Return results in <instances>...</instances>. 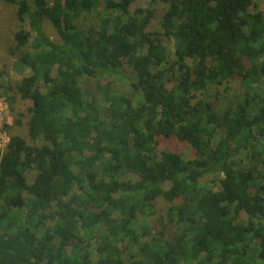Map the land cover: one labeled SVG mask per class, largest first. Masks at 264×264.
Here are the masks:
<instances>
[{
  "label": "trees",
  "instance_id": "trees-1",
  "mask_svg": "<svg viewBox=\"0 0 264 264\" xmlns=\"http://www.w3.org/2000/svg\"><path fill=\"white\" fill-rule=\"evenodd\" d=\"M136 1L103 0L86 28L101 0H1L17 8L10 53L31 75L4 89L29 103L30 117L28 139L11 135L0 152V264H264L255 0H149L131 13ZM155 4L165 7L159 33L149 30ZM122 74L130 95L111 81ZM85 78L95 93L82 90ZM235 81L241 96L217 107ZM4 99L12 110L14 98ZM161 138L187 144L193 158L158 151ZM244 155L248 167L236 162ZM158 201L167 206L158 229L139 232Z\"/></svg>",
  "mask_w": 264,
  "mask_h": 264
},
{
  "label": "rangeland",
  "instance_id": "rangeland-1",
  "mask_svg": "<svg viewBox=\"0 0 264 264\" xmlns=\"http://www.w3.org/2000/svg\"><path fill=\"white\" fill-rule=\"evenodd\" d=\"M256 9L251 8L249 12L251 14H255L260 12L262 18L264 19V0H255ZM150 5L149 0H137L130 6V12H134L137 9H146ZM154 8L156 9V17L152 21L149 30L153 32H160V20L161 14L164 11L165 7L162 4H155ZM16 6L2 3L0 0V128H2V132H0V152L5 148V145L8 142L9 136L16 135L21 136L23 138L28 139L27 137V123L29 120L28 107L30 106L28 102H24L20 100L16 93L8 91L5 92L4 89L8 87V85L14 86L18 82L21 81L22 78L28 77L31 75V72L27 69H23L17 60V53L11 54L10 50H13L14 47V33L19 30L20 23L16 17ZM103 11V0H101L99 7L94 11V13L88 15L86 20L84 21L85 27H90L91 25L95 26L98 23V18L102 14ZM28 31V26L26 25L24 28ZM45 32L47 35L53 39L54 41H58L57 35L55 31L49 24H45ZM157 40H159L160 44L164 46L169 53H173L174 47L173 42L166 40L163 36H156ZM55 74V73H54ZM113 82V86L116 90L121 93H125L130 95V77L129 75L122 74L120 77H116L111 79ZM80 87L84 91H89L90 93H95V84L91 79H82L80 82ZM42 91L44 88L40 85ZM4 91V93H2ZM10 96L14 98V104L12 106V110H9L8 103L5 101V96ZM235 96H241V91L238 83L235 81L232 83L227 91L220 90V96H218L219 100L215 101L214 104L217 107L223 105V102H229L234 99ZM4 104L7 106V109L4 108ZM6 126L8 127H5ZM9 128V129H8ZM30 143V141H29ZM31 144V143H30ZM36 146H42V141H37L35 143ZM158 151H168L175 154L180 155L185 160H191L194 156L192 149L187 144L179 143L175 139H159L157 145ZM237 164L240 167H248L249 160L246 156H239L236 159ZM73 171H76L73 168ZM35 178L34 172H28L25 176L27 184H32ZM127 180H135L134 176H127ZM208 179L203 180V184L206 183ZM208 185V184H206ZM170 187L169 183L163 185V189L167 190ZM167 206L162 201H158L155 203V211L156 216L153 217L150 221L145 220L139 223L137 230L141 231V227L148 226L151 228V233L157 230V226L155 224V219L158 220L160 216L164 215Z\"/></svg>",
  "mask_w": 264,
  "mask_h": 264
},
{
  "label": "built area",
  "instance_id": "built-area-1",
  "mask_svg": "<svg viewBox=\"0 0 264 264\" xmlns=\"http://www.w3.org/2000/svg\"><path fill=\"white\" fill-rule=\"evenodd\" d=\"M3 101V100H2ZM3 105H4V108L7 109V106L4 104V101H3ZM2 128H0V132H2L1 130Z\"/></svg>",
  "mask_w": 264,
  "mask_h": 264
}]
</instances>
